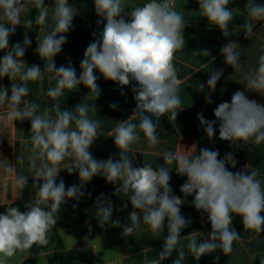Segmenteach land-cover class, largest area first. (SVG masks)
I'll return each mask as SVG.
<instances>
[{
  "label": "clouds",
  "instance_id": "obj_1",
  "mask_svg": "<svg viewBox=\"0 0 264 264\" xmlns=\"http://www.w3.org/2000/svg\"><path fill=\"white\" fill-rule=\"evenodd\" d=\"M201 17L208 22L209 28L219 29L228 40L220 48L224 64L235 72L241 73L237 83L244 91L237 90L231 101L219 103L213 110L214 120H208L203 113L197 119L209 143L215 142L217 121L219 139L231 146L251 151V146L264 143V103L250 99L246 92L264 97V44L260 45L255 68L242 71L241 56L243 48L239 43L228 39L231 35L230 23L234 19L229 5L232 0H197ZM32 4L38 10L35 19L22 13ZM130 8V11L126 9ZM247 19L240 25L244 38L250 40L254 35L255 22L264 20V4L257 0H247L245 6ZM51 9V28L43 31L49 23ZM94 10L98 17L97 24L103 25L98 32L92 33L93 39L87 45L80 61V73L66 57L67 63L57 66L55 57L63 51L67 43V34L73 30V20L79 14L74 3L69 0H52L51 5L45 0H0V81L7 78L8 84L0 83V108L6 109V121L30 122V136L24 141V154L16 158L23 164L28 162L27 172H17L14 185L18 196L29 186V178L35 188L34 199L23 205L9 206L0 213V264L18 252L29 251L35 245L48 244L47 234L57 225L56 215L69 201H74L73 208L85 197H91L87 185L94 177L100 176L114 188L113 193H99L93 202L94 216L98 226L107 230L122 229L123 236L143 233L142 226L158 236L165 233L163 245L156 258H150L147 264H162L177 253L172 264H185L190 253L196 264L205 255L222 252L228 255L233 251V244L240 239V233L232 227L233 213L241 218L244 230L264 233V179L257 170L243 169L232 171L237 166V159L232 152L220 156L219 149L183 146L182 151H166L163 163L153 167L149 162L137 164L129 153L133 145L146 138L149 148L159 143L157 118L169 114L171 121H176L181 106L180 80L174 65L175 54L186 47L184 36L189 23L182 12L177 11L170 0H149L142 6L126 5L125 0H94ZM28 27L33 24L43 26L36 33L35 54L43 61L29 65L24 56L33 41L24 32L23 41L10 43L18 26ZM202 57H210V49L195 52ZM215 57H211L210 63ZM209 63V62H208ZM223 67L210 69L205 83L198 84L199 91L205 96L206 103H212L211 96L218 82L224 75ZM100 75L97 76L96 73ZM56 81L49 87L47 96L54 103L41 110L38 100H29L32 89L29 82L43 80L45 74ZM100 77L118 86L122 96L125 87H131L136 102L132 115L118 121L108 137L113 138L116 156L97 159L90 151L100 139L103 131L94 104L78 103L75 107H62L60 98L65 90L77 92L80 86L88 91L83 97L100 98L102 89L98 84ZM112 110H119V102L109 104ZM138 118V122L133 120ZM177 163L176 174L186 177L180 186L181 196H177L171 186V173L168 167ZM8 173L14 171V165L6 164ZM70 175L78 174L79 183L66 186L61 171ZM27 173V174H25ZM123 194L128 200L120 208L115 207L111 196ZM130 194V195H129ZM197 211L207 214L211 225L208 233L192 231L181 235L193 221L185 217L182 206L189 203ZM130 202L132 211L121 221L114 218V212H124ZM91 220L85 224L91 234ZM198 235H193V233ZM187 237L185 247H178L181 238ZM215 256L213 264H218ZM264 264V260L261 261Z\"/></svg>",
  "mask_w": 264,
  "mask_h": 264
},
{
  "label": "crops",
  "instance_id": "obj_2",
  "mask_svg": "<svg viewBox=\"0 0 264 264\" xmlns=\"http://www.w3.org/2000/svg\"><path fill=\"white\" fill-rule=\"evenodd\" d=\"M149 0H125L126 5L142 6ZM174 4L177 11L183 13L185 21L189 26L184 31L186 39V47L183 52L175 54L174 65L177 71V78L180 80V98L181 106L176 121H171L168 118L169 114H165L157 118V132L159 143L149 148L146 138H143L137 144L133 145V151L129 153L130 158L137 164L149 162L153 167H158L163 163L162 156L166 151H182L183 146L190 148L193 144L197 145V151L201 147H210L219 149L220 156L223 157L226 153L232 152L238 163L232 171H238L244 168L247 164L249 170H257L262 179H264V143L251 146V151L233 147L227 141L220 140L217 133L214 144L209 143L200 122L197 119L198 113H203L208 120H214L213 110L223 101H231L232 94L244 88L237 83L241 73L235 72L231 67L224 64V58L220 55V48L228 42L219 29L209 28L208 22L201 17L198 10L197 0H170ZM247 0H232L229 7L232 8L234 19L230 23L231 35L228 39L239 43L243 48L241 59L243 63L242 71L255 68L257 65L258 56L260 53V45L264 44V20L255 22L253 32L254 35L250 40L244 38V33L241 32L240 25L247 19L245 12V4ZM46 4L51 5L52 0H45ZM69 3H74V6L79 10V14L73 20V30L67 34L68 41L63 46V51L55 57L57 66L67 63L66 57H70L72 63L77 69V75L80 73L79 64L83 58V53L93 39L92 33L98 32L103 25H98V17L94 10V0H69ZM257 3L264 4V0H257ZM35 6L30 4L22 13V20L25 16L31 18ZM128 8L126 11H130ZM51 9H49V23L47 27L39 26L35 31L27 26H18L16 33L10 38V43L23 41L24 32H27L32 38V45L28 48L24 59L29 64V58L35 59V63L43 67V61L35 54L36 33L41 30L48 31L51 28ZM201 49H210V57H202L196 54ZM3 53H0L2 56ZM211 57H215L210 63ZM209 62V63H208ZM225 69L224 75L218 82L215 92L211 96L212 103H206L205 96L199 91L198 84L203 82L206 85L210 69ZM97 76L100 74L97 72ZM2 84H8L7 78L0 81ZM56 81L50 79L49 74H45L43 80L36 82L37 92L35 95L31 93L27 99L38 100L41 105V110L45 107H50L54 101L47 96L49 87L55 86ZM98 84L102 89V94L95 102L93 99L83 97L88 91L85 87L80 86L79 90L74 93H69L65 90L64 96L60 98L62 107L73 108L78 103L94 104L97 107V115L94 117L101 120L102 133L91 147L90 151L97 159H107L110 155L116 156L117 149L115 148L113 138L108 137L113 132L118 124V121L127 119L132 115V110L135 108V100L131 92L132 85L125 87L126 95L122 96L117 90L118 86L110 81H105L100 77ZM33 82H29V87L32 89ZM250 99H255L259 103H264V97H260L256 93L246 92ZM113 101L119 102V110H112L109 104ZM138 122V118L133 120ZM30 127V122L23 123L15 122V125L6 121V109L0 108V213L5 211L6 207L17 206L21 210L23 205L29 202V199H34L35 188L32 186V179L29 178V187L18 196V190L14 185V179L17 172H27L28 163L23 164L17 162L16 158L24 154V141L27 139V132ZM14 165V171L8 173L5 170V165L8 163ZM171 173V186L177 196L182 197L180 186L185 182L186 177L176 174L177 163L168 166ZM27 174V173H25ZM59 178H63L66 186L74 183H79L78 174H69L67 171H61ZM87 191L91 197L83 198L77 207L73 208L74 201H69L60 209V213L56 215L57 225L48 232V244L42 247L33 246L29 251L18 252L12 258L7 260V264H147L150 258H156L158 252L163 245V237L165 233H160L158 236H153L147 226H142L143 233H134L132 236H123L122 229L108 227L107 230L101 229L94 216L93 202L95 197L103 192L111 194L114 188L111 184L105 182L100 176H96L87 185ZM130 195V194H129ZM183 198V197H182ZM193 196L187 199L188 204L182 206V214L191 219L193 223L190 227L183 230L181 235H188L192 231L208 233L211 231L210 222L207 219V214L202 211H197L191 206ZM116 208H120L123 203L128 200V196L120 194L111 196ZM132 211L130 202L128 208L124 212H114V218L119 216L122 222ZM233 215L232 227L240 233V239L233 244V251L228 255H223L222 252L205 255L199 261V264H213L215 256H219L218 264H257V258L264 255V233H256L252 230H244L241 218ZM92 217L91 234L88 241L84 240V236L88 233V227L85 221ZM56 233L57 240H53V234ZM193 235H198L193 233ZM188 243L187 237H182L178 247H185ZM177 253L174 251L171 258L163 261L162 264H172ZM185 264H196L190 253L186 255Z\"/></svg>",
  "mask_w": 264,
  "mask_h": 264
},
{
  "label": "trees",
  "instance_id": "obj_3",
  "mask_svg": "<svg viewBox=\"0 0 264 264\" xmlns=\"http://www.w3.org/2000/svg\"><path fill=\"white\" fill-rule=\"evenodd\" d=\"M37 14H38V10H37V9L33 10L32 15H31V18L35 19V17H36ZM30 28L33 29V30H35V31H37L38 28H39V26L33 24ZM32 64H37V63H35V59L29 58V65H32ZM36 82H37V81L33 82V85H32V92H31V93H32L33 95H35L36 92H37V91H36V90H37ZM29 130H30V127H29L28 132H27V138L30 136V132H29ZM26 162H27V159H26ZM27 163H28V162H27ZM28 187H29V186H28ZM28 187H27V188H28ZM27 188H26V189H27ZM22 210H23V209H22ZM53 240H54V241L57 240V235H56V233L53 234ZM262 260H264V255L258 257L256 263H257V264H261V261H262Z\"/></svg>",
  "mask_w": 264,
  "mask_h": 264
}]
</instances>
